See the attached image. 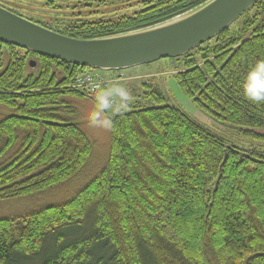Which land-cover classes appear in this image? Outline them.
I'll use <instances>...</instances> for the list:
<instances>
[{
    "label": "trees",
    "instance_id": "1",
    "mask_svg": "<svg viewBox=\"0 0 264 264\" xmlns=\"http://www.w3.org/2000/svg\"><path fill=\"white\" fill-rule=\"evenodd\" d=\"M107 4L111 1L83 0ZM209 0H146L116 21L83 22L63 36L90 40L150 28ZM78 1L76 6L81 4ZM235 34L229 29L175 76L187 98L245 140L264 141V102L242 95L264 60V0ZM240 18V19H241ZM239 19V20H240ZM34 23V22H33ZM8 53L4 66L2 50ZM0 42V203L86 180L67 200L0 218V264H264V155L228 147L147 88L149 107L112 118L103 165L88 175L94 144L59 115L82 68ZM37 59L39 71L28 58ZM36 67V65H35Z\"/></svg>",
    "mask_w": 264,
    "mask_h": 264
},
{
    "label": "rangeland",
    "instance_id": "2",
    "mask_svg": "<svg viewBox=\"0 0 264 264\" xmlns=\"http://www.w3.org/2000/svg\"><path fill=\"white\" fill-rule=\"evenodd\" d=\"M78 1H82L77 5ZM103 1V0H96ZM111 1L107 4H98L97 2H84L83 0H0V7L10 11L26 20L38 23L46 28H51L58 31H66L80 26L83 22L94 21H116L121 17L133 13L132 6L135 10L139 9L143 1L146 0H104ZM254 13L245 15L240 20H237L229 27L232 34H235L242 28L247 19L253 17ZM215 40L204 44L201 49L212 47ZM2 60L4 66L8 62V52L2 50ZM20 56H24L25 52L16 51ZM196 60L199 59V53L194 50L189 54ZM30 63H34L36 67L31 68L27 74L36 75L39 71L37 59L29 56ZM183 58L174 60H160L148 65L135 67L126 71L120 72H102L88 68H82L77 77L85 74H99L106 79V85L103 88H110L113 85H122L126 87L133 96V102L127 110L113 111L109 115L114 118L117 115L127 113L131 107L143 106L149 107V102L145 99V90L147 88L158 89L165 98V104L175 107L183 112L192 121L198 123L203 128L214 134L222 140L228 147H236L245 151H258L264 155V141H249L245 140L238 130L229 128L215 122L206 113L200 110L192 100L187 98L175 78L178 72L183 70ZM80 68V67H79ZM76 81V79H75ZM75 81L69 86L73 90L84 93L87 98L81 99H66V107L72 112L67 114L63 109L58 110L59 115L64 116L68 120L74 121L89 137L94 144L92 162L88 170L84 174L88 175L92 170H96L106 161L109 150V131L101 128L90 127L87 123V115L94 107L95 97L89 95L85 91L74 87ZM147 87V88H145ZM8 115V111L0 108V120ZM260 135H264V130L256 131ZM85 179V177L83 176ZM82 175L78 176L74 181L65 184L60 188H56L47 193H42L37 196L16 200L7 203H0V218H11L16 215L29 213L40 207L53 205L63 202L70 198L72 193L79 189L84 183Z\"/></svg>",
    "mask_w": 264,
    "mask_h": 264
},
{
    "label": "water",
    "instance_id": "3",
    "mask_svg": "<svg viewBox=\"0 0 264 264\" xmlns=\"http://www.w3.org/2000/svg\"><path fill=\"white\" fill-rule=\"evenodd\" d=\"M258 1L209 0L162 24L90 40L63 36L0 7V42L72 66L120 72L187 56L229 29Z\"/></svg>",
    "mask_w": 264,
    "mask_h": 264
},
{
    "label": "clouds",
    "instance_id": "4",
    "mask_svg": "<svg viewBox=\"0 0 264 264\" xmlns=\"http://www.w3.org/2000/svg\"><path fill=\"white\" fill-rule=\"evenodd\" d=\"M242 95L253 104L264 102V60L258 61L246 73ZM133 99L129 90L122 85L117 84L110 88L96 85L94 107L86 118L88 125L110 131L113 121L109 113L127 110Z\"/></svg>",
    "mask_w": 264,
    "mask_h": 264
},
{
    "label": "built area",
    "instance_id": "5",
    "mask_svg": "<svg viewBox=\"0 0 264 264\" xmlns=\"http://www.w3.org/2000/svg\"><path fill=\"white\" fill-rule=\"evenodd\" d=\"M106 83V79L104 80V77L99 74H85L76 78L74 87L95 97V86L99 85L103 88Z\"/></svg>",
    "mask_w": 264,
    "mask_h": 264
}]
</instances>
